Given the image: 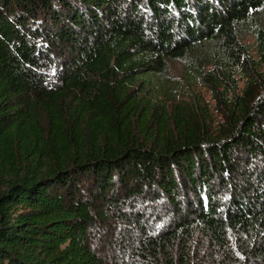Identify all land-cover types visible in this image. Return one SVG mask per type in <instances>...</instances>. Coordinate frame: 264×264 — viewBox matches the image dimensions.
I'll use <instances>...</instances> for the list:
<instances>
[{"label":"trees","instance_id":"1","mask_svg":"<svg viewBox=\"0 0 264 264\" xmlns=\"http://www.w3.org/2000/svg\"><path fill=\"white\" fill-rule=\"evenodd\" d=\"M0 264H264V0H0Z\"/></svg>","mask_w":264,"mask_h":264},{"label":"rangeland","instance_id":"2","mask_svg":"<svg viewBox=\"0 0 264 264\" xmlns=\"http://www.w3.org/2000/svg\"><path fill=\"white\" fill-rule=\"evenodd\" d=\"M252 38L248 37L247 41H251ZM182 63L181 62H174L171 65V71L175 75L176 78H179V76L182 74ZM207 98H209V95L206 94Z\"/></svg>","mask_w":264,"mask_h":264}]
</instances>
